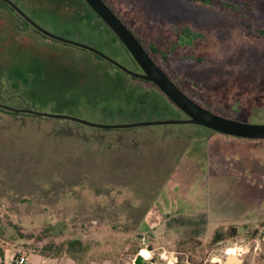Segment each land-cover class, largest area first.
<instances>
[{
	"label": "rangeland",
	"instance_id": "374dc122",
	"mask_svg": "<svg viewBox=\"0 0 264 264\" xmlns=\"http://www.w3.org/2000/svg\"><path fill=\"white\" fill-rule=\"evenodd\" d=\"M12 1L45 30L141 71L83 0ZM105 2L188 96L264 124V0ZM163 98L154 84L34 31L0 1V105L99 124L186 119ZM5 111L0 243L39 253L74 241L81 264H133L139 253L153 264H189L195 252L205 263L234 255L264 264V140L195 125L105 130ZM143 212L126 231L124 220ZM110 217L121 218L116 230ZM233 227L237 237L214 243L215 232L226 237ZM80 245L88 250L77 254Z\"/></svg>",
	"mask_w": 264,
	"mask_h": 264
},
{
	"label": "water",
	"instance_id": "95a60500",
	"mask_svg": "<svg viewBox=\"0 0 264 264\" xmlns=\"http://www.w3.org/2000/svg\"><path fill=\"white\" fill-rule=\"evenodd\" d=\"M13 8L23 19H25L33 28L43 34L49 39L60 41L72 46L79 47L83 50H87L106 62L112 64L127 75L147 81L154 84L158 90L170 100V102L180 110L186 119L181 120H159V121H143L136 123L126 124H99L89 122L84 119L68 116V115H56L33 111L30 109H14L1 106L7 110L13 112H20L25 114H31L36 116H42L53 119L69 120L76 123L83 124L85 126L114 130V129H129L136 127H148V126H163V125H195L207 128L215 133L230 136L238 139L245 140H264V124H255L249 122H242L235 119L224 117L209 109L205 108L190 96H188L181 88H179L170 77L164 72V70L155 62L152 56L147 52L140 40L133 34V32L124 24V22L116 15V13L103 1V0H83L90 9L102 20V22L113 32L118 40L123 44L127 52L131 55L136 62L141 72L132 71L111 57L107 56L103 52L90 47L86 44L79 43L73 40H69L60 36H57L38 24H36L28 15H26L12 0H1ZM225 264H240L242 260L236 256H227ZM133 264H153L150 261L144 259L141 253H139Z\"/></svg>",
	"mask_w": 264,
	"mask_h": 264
},
{
	"label": "trees",
	"instance_id": "16d2710c",
	"mask_svg": "<svg viewBox=\"0 0 264 264\" xmlns=\"http://www.w3.org/2000/svg\"><path fill=\"white\" fill-rule=\"evenodd\" d=\"M1 1V0H0ZM197 1H205L206 3H210V0H197ZM2 3H4L3 1H1ZM106 3V2H105ZM8 8H10L11 9V7H9L6 3H4ZM107 4V3H106ZM108 5V4H107ZM22 21L24 22V24L26 25V26H28V27H31V28H33L29 23H27L25 20H23L22 19ZM188 23V22H187ZM34 29V31H36V32H38L35 28H33ZM38 33H40V32H38ZM41 34V33H40ZM43 35V34H42ZM95 55V54H94ZM98 59H100V60H103L102 58H100L99 56H97V55H95ZM103 61H105V60H103ZM208 80V79H207ZM209 81V80H208ZM144 82H146V81H144ZM146 83H148V82H146ZM208 84V83H207ZM210 86V85H209ZM181 87V86H180ZM208 87V86H207ZM181 89L182 90H185L184 88H182L181 87ZM0 112H6L5 111V109L3 108V107H0ZM13 113H18V112H13ZM22 113H19V114H15V115H21ZM24 114V113H23ZM67 185H70V186H66L67 188H71V189H76V188H78V187H80L79 185L80 184H78V183H76V182H67ZM82 186V185H81ZM98 190L99 189H97L96 190V193L99 195V196H105L106 195V193L105 192H98ZM144 212L143 213H141L139 216H136V218H134V219H132V222L130 221L131 219H130V217H129V219H127V220H124V221H126L127 223L129 222V224H130V227L129 228H127L126 229V231H129V230H131L132 229V227H133V229L132 230H135V228L136 227H138L139 226V224L141 223V221L143 220V218H144ZM111 219H112V217H110V218H107V221L108 222H106V223H108L107 225H109V226H112V228L114 229V230H116L117 229V226H115V224L114 223H116V222H120L121 221V218H118V219H116V220H114V223L113 222H111ZM105 223V224H106ZM122 223V222H121ZM103 224H104V222H103ZM227 233V235H226V237H224V235H223V232H215L214 233V243H219V242H222V241H225L226 239H231V238H235V237H237V235H238V232H237V230H236V228H230L229 230H228V232H226ZM70 244V247L68 246V250H61L60 248H58V249H56V250H54L53 249V251L54 252H52V246H50V245H47V246H45V247H43V249H42V251H40L39 253H41L42 255H44V256H46V257H55V258H57V257H61V256H68V257H70V258H72L74 261H76L77 263H80L78 260V258L76 257V250H75V252L73 253V252H71V250L72 251H74L73 250V248L77 245L74 241L73 242H70L69 243ZM88 248V247H87ZM88 249H86V247H83V245H80V247L77 249V254L78 253H80V251L81 252H85V251H87ZM184 261V259H182V262ZM186 262L187 263H189V264H212V263H205V261L203 260V258H202V256L201 255H198L197 254V252H195L194 253V256L193 255H190L189 256V258L186 260ZM180 264V263H179ZM215 264H217V263H215Z\"/></svg>",
	"mask_w": 264,
	"mask_h": 264
},
{
	"label": "crops",
	"instance_id": "0c3cea01",
	"mask_svg": "<svg viewBox=\"0 0 264 264\" xmlns=\"http://www.w3.org/2000/svg\"><path fill=\"white\" fill-rule=\"evenodd\" d=\"M20 245L21 244L16 240L14 241L3 240V242L0 243V264H16V262L21 257H25L27 259L26 264H81V263H77L68 256H61L55 258V257H46L41 253H27L24 252V250ZM64 258H69V260L71 261L69 260L67 261V259ZM88 263L89 262H87L86 264Z\"/></svg>",
	"mask_w": 264,
	"mask_h": 264
},
{
	"label": "flooded vegetation",
	"instance_id": "af4514ba",
	"mask_svg": "<svg viewBox=\"0 0 264 264\" xmlns=\"http://www.w3.org/2000/svg\"><path fill=\"white\" fill-rule=\"evenodd\" d=\"M104 2H105V0H103ZM210 1H212V0H210ZM5 3V2H4ZM3 3V4H4ZM5 5V4H4ZM8 5V4H7ZM9 6V5H8ZM109 6V5H108ZM10 7V6H9ZM11 10L14 12V13H16L18 16H20L13 8H11ZM20 18L21 19H23L21 16H20ZM23 20H25V19H23ZM26 21V20H25ZM27 22V21H26ZM28 23V22H27ZM124 24L131 30V28L124 22ZM132 31V30H131ZM112 32V31H111ZM133 32V31H132ZM113 33V32H112ZM133 34L135 35V33L133 32ZM139 39V38H138ZM140 40V39H139ZM140 42H141V40H140ZM142 43V42H141ZM148 52V51H147ZM149 53V52H148ZM160 66V65H159ZM161 67V66H160ZM162 68V67H161ZM140 69V68H139ZM163 69V68H162ZM164 70V72L170 77V79L179 87V88H181L180 86H179V84H178V82L176 81V80H174L169 74H168V72L165 70V69H163ZM141 72V71H140ZM261 75L262 76H264V73H261ZM259 76V75H258ZM263 78V77H262ZM255 80H257V79H255ZM147 82V81H146ZM149 83V82H148ZM163 101H170L168 98H163ZM1 106H3V105H1ZM0 106V107H1ZM4 107H6V106H4ZM5 109V108H4ZM238 115V114H237ZM228 118V117H227ZM231 119H235V120H238V118H237V116H233ZM239 121V120H238ZM243 122V121H242Z\"/></svg>",
	"mask_w": 264,
	"mask_h": 264
},
{
	"label": "built area",
	"instance_id": "2783aa9c",
	"mask_svg": "<svg viewBox=\"0 0 264 264\" xmlns=\"http://www.w3.org/2000/svg\"><path fill=\"white\" fill-rule=\"evenodd\" d=\"M227 255H229V251L226 252ZM240 256V255H238ZM26 258L25 257H21L17 262L16 264H26Z\"/></svg>",
	"mask_w": 264,
	"mask_h": 264
},
{
	"label": "bare ground",
	"instance_id": "6f19581e",
	"mask_svg": "<svg viewBox=\"0 0 264 264\" xmlns=\"http://www.w3.org/2000/svg\"><path fill=\"white\" fill-rule=\"evenodd\" d=\"M143 256V255H142ZM144 257V256H143ZM145 260H147L145 257H144Z\"/></svg>",
	"mask_w": 264,
	"mask_h": 264
}]
</instances>
